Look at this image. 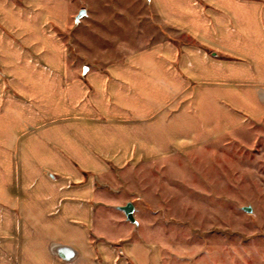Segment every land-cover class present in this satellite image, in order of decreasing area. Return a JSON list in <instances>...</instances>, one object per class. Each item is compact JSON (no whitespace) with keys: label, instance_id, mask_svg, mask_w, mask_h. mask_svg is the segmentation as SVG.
Returning <instances> with one entry per match:
<instances>
[{"label":"rangeland","instance_id":"1","mask_svg":"<svg viewBox=\"0 0 264 264\" xmlns=\"http://www.w3.org/2000/svg\"><path fill=\"white\" fill-rule=\"evenodd\" d=\"M173 34L149 0H0V175L59 157L53 141L71 159L91 127L81 182L138 209L162 264H264V89ZM31 211L0 191V264L46 254L22 247L44 241Z\"/></svg>","mask_w":264,"mask_h":264},{"label":"crops","instance_id":"2","mask_svg":"<svg viewBox=\"0 0 264 264\" xmlns=\"http://www.w3.org/2000/svg\"><path fill=\"white\" fill-rule=\"evenodd\" d=\"M149 1L167 31L174 33L173 37L178 33L196 43L194 49L198 52L188 50L186 55H198L199 61L208 67L230 65L238 75L226 81L236 80L242 83L241 86L264 89V78L259 79L256 70L250 74L249 69H243L242 61L251 55L258 56L264 66V0ZM208 54L216 59L201 60ZM199 61L195 60L193 65ZM81 115L83 120L90 119L87 114ZM92 132L90 127L75 133L83 140H78L69 149L71 159L64 158L62 151L67 149L53 141L54 151L60 152L59 157L55 153V159L45 160L39 152L38 157L19 161V171L13 170V175H0V191L5 194L7 209L15 208L24 213L31 209L34 210L30 212L32 215L39 213L40 218L45 219L41 226L44 241L37 243L31 238V244L24 240L22 247L42 248L46 254L23 255L18 263L162 264L158 244L146 238L141 229L138 209L135 207L134 211L137 224L131 223L121 210L122 200L114 201L109 193L97 191L93 182H81L85 177L79 167H94L89 161L93 144H89L88 137L93 135ZM43 146L46 144L40 145L39 150ZM81 151L86 155H79ZM11 163L9 161L8 166ZM40 169L48 170L42 172ZM55 245L74 256L64 259L53 254Z\"/></svg>","mask_w":264,"mask_h":264},{"label":"water","instance_id":"3","mask_svg":"<svg viewBox=\"0 0 264 264\" xmlns=\"http://www.w3.org/2000/svg\"><path fill=\"white\" fill-rule=\"evenodd\" d=\"M87 15V11L86 10H82L78 16L76 17V23H78L82 18H84ZM87 71V69H85V72ZM121 210L125 213L126 218L129 222L137 224L135 218H134V211H135V207L133 204L129 203L127 206L122 207ZM56 253L61 256L64 259H70L72 256H74L73 253L71 252H66L65 250H62L61 248H59L58 250H56Z\"/></svg>","mask_w":264,"mask_h":264}]
</instances>
